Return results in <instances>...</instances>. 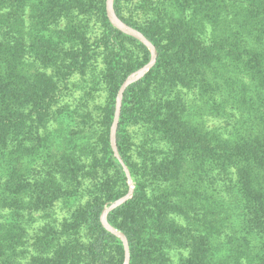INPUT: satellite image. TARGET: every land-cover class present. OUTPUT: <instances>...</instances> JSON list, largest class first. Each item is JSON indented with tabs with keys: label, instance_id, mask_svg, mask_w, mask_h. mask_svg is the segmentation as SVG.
<instances>
[{
	"label": "trees",
	"instance_id": "16d2710c",
	"mask_svg": "<svg viewBox=\"0 0 264 264\" xmlns=\"http://www.w3.org/2000/svg\"><path fill=\"white\" fill-rule=\"evenodd\" d=\"M112 5L0 0V264H264V0Z\"/></svg>",
	"mask_w": 264,
	"mask_h": 264
},
{
	"label": "rangeland",
	"instance_id": "374dc122",
	"mask_svg": "<svg viewBox=\"0 0 264 264\" xmlns=\"http://www.w3.org/2000/svg\"><path fill=\"white\" fill-rule=\"evenodd\" d=\"M117 19V18H116ZM117 23H118V25H119V27L121 28V29H123L125 32H129V33H132V32H135V33H137V37L138 38H140L144 43H146L149 47H150V49L153 51V47H152V45L142 36V35H140L138 32H136V31H134V30H132V29H130V28H128V27H126L124 24H122L118 19H117ZM117 25V26H118ZM153 61H154V55H152V59H151V61H150V63L145 67V68H143L141 71V73H140V71L136 74V75H134L132 78H136V77H138V76H140V75H142L147 69H148V67L153 63ZM130 186H131V182H130ZM125 198H123V199H121V200H118L117 202H115L114 204H112L109 208H111V207H113L114 205H116V204H118V203H120L121 201H123ZM105 212H106V210H104L103 211V214H102V216H101V218L104 216V218H105ZM102 222H103V220H102ZM104 223V222H103ZM106 223V222H105ZM104 223V224H105ZM108 224V223H107ZM105 226L107 227V228H109V229H111L112 231H115L114 230V228H112L111 226H107L106 224H105ZM116 232V231H115ZM119 236L121 235V234H119V232H116ZM122 236V235H121ZM120 236V237H121ZM121 239H123V241L125 242V240H124V237L122 236V238ZM125 264H127V263H125Z\"/></svg>",
	"mask_w": 264,
	"mask_h": 264
},
{
	"label": "bare ground",
	"instance_id": "6f19581e",
	"mask_svg": "<svg viewBox=\"0 0 264 264\" xmlns=\"http://www.w3.org/2000/svg\"><path fill=\"white\" fill-rule=\"evenodd\" d=\"M107 11H108V17H110V19H111V21L117 26L118 25V21H117V19H116V17L114 16V14H113V11H112V0H107ZM118 27H119V25H118ZM132 35H135L136 37L138 36L137 35V33H135V32H132L131 33ZM144 70V69H143ZM142 71H140V73H141ZM113 139V138H112ZM102 220H103V222L105 223L106 222V220H105V218H104V216L102 217ZM107 226H108V224H107V222L105 223ZM115 230V229H114ZM116 231V230H115ZM114 231V232H115ZM116 232H118V231H116ZM121 236V235H120ZM121 238H122V236H121Z\"/></svg>",
	"mask_w": 264,
	"mask_h": 264
},
{
	"label": "water",
	"instance_id": "95a60500",
	"mask_svg": "<svg viewBox=\"0 0 264 264\" xmlns=\"http://www.w3.org/2000/svg\"><path fill=\"white\" fill-rule=\"evenodd\" d=\"M112 3H113V0H112ZM106 11H107V0H106ZM112 11H113V5H112ZM113 14H114V11H113ZM107 15H108V11H107ZM115 16V15H114ZM150 67V66H149ZM120 97H121V92H119L118 96H117V112H116V116H115V122H114V128H115V123H116V119H117V116H118V109H119V104H120ZM114 128H113V133H112V138H113V144L114 143ZM126 199V198H125ZM106 220V218H105ZM124 237V236H123ZM124 240H125V237H124ZM126 241V240H125Z\"/></svg>",
	"mask_w": 264,
	"mask_h": 264
}]
</instances>
